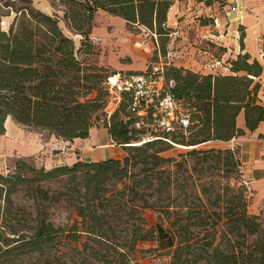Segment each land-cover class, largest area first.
I'll return each mask as SVG.
<instances>
[{
    "label": "trees",
    "instance_id": "obj_1",
    "mask_svg": "<svg viewBox=\"0 0 264 264\" xmlns=\"http://www.w3.org/2000/svg\"><path fill=\"white\" fill-rule=\"evenodd\" d=\"M71 1L74 18L80 23L72 28L90 47L92 20L99 10L123 17L129 29L139 25L156 35L171 31L166 21L173 0ZM18 12L21 16L10 30L0 31V135L5 133L8 116L65 141L88 138L91 129L102 124L127 154L122 159L41 167L40 182L68 176L71 186L59 194L76 216L71 225L56 226L49 219L47 209L60 201L49 190L40 184L30 186L33 180L22 173L7 178L0 174L2 196L9 205L21 182L28 184L23 189L31 197L42 199L34 224L22 225L33 236L8 244L6 252L23 254L57 240L85 252L90 263L135 264L140 242L159 241L173 248L170 264H264V213L252 212V196L242 183H232L242 165L233 149L204 147L179 154V158L162 155L179 145L196 147L244 135L237 125L241 112L250 131L264 123L260 62L249 54L240 55L231 62V75H204L165 66L164 76L175 80L172 92L191 124L187 134L180 128L161 133L175 144L163 139L139 144L144 129L135 125L129 95L123 94L111 116L106 111L110 98L106 82L116 72L75 54L74 41L64 34L57 16L27 6ZM189 159L195 161V173L188 166ZM213 171L220 172L225 182L205 181ZM146 210L157 214V223L150 228ZM3 214L8 217L6 211ZM18 225L6 219L2 226L16 232Z\"/></svg>",
    "mask_w": 264,
    "mask_h": 264
},
{
    "label": "crops",
    "instance_id": "obj_2",
    "mask_svg": "<svg viewBox=\"0 0 264 264\" xmlns=\"http://www.w3.org/2000/svg\"><path fill=\"white\" fill-rule=\"evenodd\" d=\"M183 10V2L173 0L166 21L173 34L177 33L175 30ZM222 12L217 25H195L198 31L195 41L202 43L207 39L214 46L213 52L199 46L191 48L193 45L190 44L189 48L168 55L171 65L204 75H231L234 74L230 69L231 62L240 55L249 54L264 68V0H228ZM128 27V21L121 16L105 10L96 12L90 36L102 48L99 62L116 73L145 72L150 66L155 41L139 38L145 33V36L149 35L144 27L137 25L144 31L140 35L133 34ZM237 125L245 131L244 135L229 141H209L202 146L238 150L244 176L251 179L254 213H264V123L250 131L245 114L241 112ZM125 154L102 124L93 127L88 138L65 141L46 131L29 129L8 116L5 133L0 135V156L32 158L38 166L47 169L63 162L71 165L78 160L122 159Z\"/></svg>",
    "mask_w": 264,
    "mask_h": 264
},
{
    "label": "rangeland",
    "instance_id": "obj_3",
    "mask_svg": "<svg viewBox=\"0 0 264 264\" xmlns=\"http://www.w3.org/2000/svg\"><path fill=\"white\" fill-rule=\"evenodd\" d=\"M184 4V10L179 17V26L175 30V34L169 32L167 34L160 35L157 34L155 38L149 31L148 36H139V38H152L155 41V46L152 48V57L149 63L165 62L168 61L169 54H177V52L182 51L185 48H195L197 46L203 47L205 51L213 52V44L207 39H204L202 43H197L195 39L197 38V28L195 25H217L216 20L221 17L224 11V7L227 6L228 0H181ZM22 6L33 7L40 10L48 15L57 16L60 20L59 25L62 28L64 34L71 38L75 44V54H82V58H86L88 62L98 63L99 54H102V48L92 40L93 45L90 47L88 44L83 43L85 41L84 37L72 27L79 26V21L74 18L73 10L74 5L71 0H31L28 2L26 0H0V31L8 32L15 22V20L21 16L18 10ZM93 18V24L94 19ZM194 24V25H193ZM129 28V27H128ZM84 30L88 29V25L83 27ZM133 34L140 35L144 31L133 26L129 29ZM91 35V34H90ZM201 38V36L199 37ZM156 39L159 45L156 44ZM88 54V55H86ZM159 54L162 55L160 58ZM149 64V65H150ZM173 64V63H172ZM102 65V64H101ZM106 66V65H105ZM179 68V67H177ZM110 73L115 72L113 69L109 68ZM244 73H239V76H243ZM132 146H141L139 144H133ZM202 149V146L190 147L188 145H179L168 151L162 153L165 157L179 158V154H187L192 149ZM225 150V149H222ZM235 155L239 158L238 150L233 149ZM127 154V152H126ZM125 154V155H126ZM124 158V157H123ZM25 162L26 165H19V162ZM190 169L195 173V161L189 159ZM210 164V162L205 163V167ZM213 165V163H212ZM21 167V168H20ZM35 168V170H33ZM226 170L232 169V167H225ZM239 171L233 174L237 179H232L234 185L240 186L243 175L245 174L242 165L237 168ZM41 167L38 166L32 158H24L19 156H0V174L5 178L15 175L17 172L22 173L27 178H31L33 181L29 183L30 186L36 188L38 184L42 185L46 190H49L50 196H56L59 202L56 200L53 202L52 206L47 209L49 219L56 225H67L73 224L76 218L73 213L72 206L65 202V196L60 195L59 192H67L71 186L69 184L68 176L60 178L58 180H47L45 182H40L41 177H38ZM47 170V169H46ZM214 174L206 177L204 180L210 182V180L225 182L220 176V172L213 171ZM28 185L27 183L19 184L18 191L13 195V203L5 202V197L2 196L3 190L0 189V264H105L104 261L87 262V254L81 250V252L74 251L68 245L60 244L57 240L50 241L43 245H39L33 250H26L25 253L21 254L19 252H6L8 244L15 245V241L19 238L33 236V231L22 227L26 224H34V219L37 215L38 204L42 199L39 197L35 200L31 197L29 193L25 192L23 186ZM110 189L114 187L109 186ZM58 196V197H57ZM204 196V195H202ZM249 196H252L249 193ZM253 205V200H252ZM250 210L254 212L252 207ZM9 208L7 209V207ZM6 207V208H5ZM6 211L8 217L3 214ZM145 217L147 219L148 227H152L157 223V214L152 210L145 211ZM15 218V219H14ZM20 223L15 227L16 232L4 228L3 222L5 220ZM172 251L173 248H168L165 243L159 241H147L140 242L137 247V251L134 253V263L135 264H170L172 262ZM85 261L87 263H85Z\"/></svg>",
    "mask_w": 264,
    "mask_h": 264
},
{
    "label": "built area",
    "instance_id": "obj_4",
    "mask_svg": "<svg viewBox=\"0 0 264 264\" xmlns=\"http://www.w3.org/2000/svg\"><path fill=\"white\" fill-rule=\"evenodd\" d=\"M237 8L241 6L237 5ZM152 35L157 38L155 33ZM159 56L162 58L161 54ZM168 65H171L169 61L151 63L145 72H119L106 82L110 93L109 104L106 108L108 117L121 104L123 94H128L129 110L135 118V125L144 129L139 144L157 139L175 144L161 133L174 132L180 128L187 134V129L191 124L189 114L183 110L181 103L172 92L176 85L175 80L166 79L164 76L165 66ZM241 183L249 193H252L251 179L243 176Z\"/></svg>",
    "mask_w": 264,
    "mask_h": 264
}]
</instances>
